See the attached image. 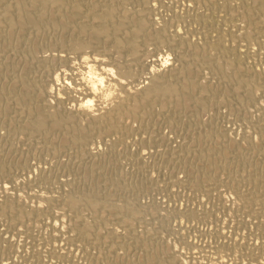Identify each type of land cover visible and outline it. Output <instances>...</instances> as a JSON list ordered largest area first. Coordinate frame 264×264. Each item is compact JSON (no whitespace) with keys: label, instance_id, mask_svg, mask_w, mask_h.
Wrapping results in <instances>:
<instances>
[{"label":"rangeland","instance_id":"rangeland-1","mask_svg":"<svg viewBox=\"0 0 264 264\" xmlns=\"http://www.w3.org/2000/svg\"><path fill=\"white\" fill-rule=\"evenodd\" d=\"M117 1H119L118 4H114V9L112 8V10L118 14L113 16L112 22L116 21L115 18L120 15L118 10L121 9L131 13L140 6L138 2L132 3L127 0ZM214 1L216 3H213V5H207L205 8L201 7L197 9V11L193 9L196 3L195 0H149L150 4L148 3V7L153 8L149 17L160 22L159 24H163L172 22L173 17L171 16L173 13L181 14V19L184 22L177 23L176 31L180 30L181 32H186L190 30L189 32L193 34L199 33V36L196 35L205 41L218 39V44L212 46L213 51H217L218 53L223 52L221 53L222 55H227L234 61L244 62L249 66L256 65V67H261V65L264 64V55L262 54L264 50L254 44H250L249 50L244 54V51L241 50L245 48L244 40L237 39L235 42H231L228 35L234 32L235 27H233V25L238 24V26H241L243 23L239 22L241 19L238 17L237 20L235 16H228L220 11L221 8L219 7L220 4H224L223 1ZM250 1L252 2V0H234V3L240 4L241 2L240 5H244L242 7L248 10ZM186 25H188V27H186ZM184 27L187 28V30L184 29ZM196 35L194 37H196ZM256 35L259 37L264 36V29H262V31L260 30ZM108 43L110 42L105 44L104 50H101L102 48H85L88 50L84 49L85 53L83 54L78 53V51L76 52V50L46 46L43 43L37 52V59L41 57L62 58L63 56L68 58L64 63L54 62L55 66L51 72L50 69L46 71L47 69H43L40 66L37 68L35 66L32 67V72H34V74H39L45 79H48V77L52 79L54 72L60 73V70H66L65 75L61 73V75H64V78H61V75L60 77L57 76L58 78L56 77L53 83L57 82L58 84L56 83L55 87L51 85L53 88L51 92L55 93L59 90L58 93H60V95H54L50 97L51 99L46 97V101L54 106L56 100H58L61 102L60 105L69 107L68 103H71V101L62 100L60 92L63 89L62 86H66L63 82L68 81L69 83L66 82L68 85L72 84V86H74L79 83L78 81L82 78L80 77V73L85 71V65L74 59V57L81 56L82 58H88L90 55V57L94 56L93 58L95 59L106 60L108 63H110V61L113 63L114 58L115 60L121 58V60H124L126 63L135 62L139 59L138 61L141 63L144 62L145 66H149L158 53L161 54L164 51H168L172 59H175L177 55L174 49V51H172V48L169 49L166 46H156L155 41L151 40L147 42V44L140 46V51L138 50L137 52L140 54V52L144 51L146 54L145 57L141 58L139 54H136L137 56L134 55L136 57L135 60V57L129 55L125 48L119 49L118 51H122L118 52L110 48L109 45L111 44ZM233 45L241 51L238 56H231V54H229V47L231 48ZM116 53L120 54H117V56ZM6 55V51L0 53V60L4 59ZM150 57H153V59ZM149 58L152 61H150ZM14 60L16 61L15 58H13L12 61L15 62ZM169 62L170 64H166L165 66L167 70H169V68L170 70L166 72V68H163L160 71V75L163 76L164 73V75H167L177 67V63H175L174 60L172 61L169 59ZM78 63H81V66H79ZM92 64L93 63H91V65ZM93 68H95V66H93ZM143 70L145 69H142V71ZM209 75L208 71L201 70L196 76L200 77V79L203 78V80L206 79V84L209 87V84L213 81ZM6 79L7 81L5 82H8L9 77H5V80ZM135 79L137 80V76H133L132 79L121 78L118 80L119 82H113L114 90L112 88V92H121V87L124 88L128 82ZM59 86H61V88ZM45 87L46 90H48L49 86L47 85ZM261 87L263 86L258 87L260 88L257 90L258 94L255 93L254 95L255 100L260 102V104H258L260 106L259 109L253 106L243 108L237 107L239 111L236 108L232 110L227 109L223 106V99L226 96L217 95L216 98L213 97L208 106L207 104L205 105V103L199 104L200 106L197 105L198 116H196L197 122L195 124L193 123L195 120L192 121V117L183 110H181L182 112L177 111V113L175 110L173 111L171 109L165 116L167 118H164L161 113L165 107L163 105H158L157 107V104L154 103V110L160 114L150 119L151 121L148 122L147 125H143L132 119H126L124 120L126 121L124 124L128 127V133L126 135L122 134L123 136H121L119 132L114 135L105 133L99 136L95 135L91 138L88 147L92 149L91 153H95V148L98 149L97 161H99L97 165L93 167L90 166V162L93 160L92 155H87L86 152L80 156L75 150L67 148L55 154L49 151L46 152L43 147L46 145L47 139L42 140L39 135L31 134L20 136L13 134L11 137H8L7 130L3 125L5 116L0 115V160H3L4 163L6 162L7 165L10 166V172L4 174L7 176L0 177V186L6 184L8 187L12 188L9 190L11 194L12 192H21L25 203H37L42 206L40 208L43 211H40L38 214L33 212L31 214L29 213L30 216L27 215V218L22 219V221L14 220V218L10 216V218L4 215L0 216V264H110L109 262L101 261L104 255L106 256V258L104 256L105 259H108V257L112 258L114 255L120 263L124 261V257L133 256L143 251L142 246H139L137 243H131L137 240L140 241L142 238L144 240H151H148L151 244V246L148 247L149 251L153 249V244H161L162 247L160 248L163 250L166 249V251L168 250L169 252L175 253L177 256L179 255L184 261L183 264H185V262L186 264H213V262L214 264H264L263 198L257 196L253 201L242 200L234 202L233 198L235 197L233 196H235V190L230 192L229 188L225 185L223 186V182L226 180L232 178L239 180L241 176L246 175L248 178L243 182L240 181V185L238 183L240 186L239 188L242 189L240 190L241 193H246L252 190V188H263L264 169L262 168H264V154L262 153V156V154L257 155L256 152L254 154V151L249 153L246 152L243 157L244 160H246L244 161L243 158L238 159V162H240L237 165L234 163L235 158H231L228 173L223 172L224 174H217L209 183L187 185L186 183H181L187 178L186 172L182 169L184 164L183 160L180 159L181 157L177 159V155L173 153L174 151H180V148L184 151L185 146L191 149L192 143L189 141H191L190 138L193 132L195 133L201 126L204 124L209 125V123L214 127L223 129V131L225 129L224 132L230 135L228 136L230 139L232 138L233 140L234 138V141H239L242 138L252 140L253 142L258 141L256 139H259V136L256 134L255 128H253L251 122H258L264 118V88ZM126 88L129 89L128 87ZM32 90L33 88H31V91ZM218 97L219 99L221 97L222 100L220 99L221 101H219ZM53 98L56 99L53 100ZM227 98H229V96H227ZM103 111L104 109H101L100 112ZM170 112L174 115L171 116ZM175 114H177V116ZM169 116L171 120L176 118L180 124L169 126L168 123H166ZM182 121L183 124H181ZM160 137H162V142L159 140ZM107 150L109 154L113 156H109ZM183 151L181 154H186V152ZM98 153L101 155H98ZM230 154L233 155L234 153L230 150ZM186 155L188 160L192 159L191 162H195V159L191 157L192 153H187ZM20 160L24 162L22 163L24 167H19ZM238 167L240 169L242 167V169L238 171ZM90 168H93L92 170L97 169L99 178H86L84 176L83 171L89 170ZM251 175L254 176L251 177ZM109 177L111 178L109 179ZM115 178L124 179L131 184L130 186L127 184L120 185L119 187L112 185L116 180ZM251 178H253V180ZM98 179L99 181H97ZM93 181L97 182V185L100 186L97 189V192H99L98 197H100L101 191H103V193L107 191L111 192L108 201L112 203L113 206L114 204L121 205V201H123L124 198L132 203L134 202V204L138 206L140 209L139 214L131 222V228L129 229L130 231L132 230L131 232L119 219V217L122 216L121 214L118 215L112 211L104 212L103 210L106 211V208L97 206V208L95 207L96 209L93 208V211H86L87 209L85 208H83L84 210L82 208L81 210H79L80 208H76V211H74L75 209L69 210L67 207L62 206L60 202L46 204L44 200H41L42 197H40V195L53 194L56 197L59 195L60 191H66L69 187L79 188L78 190L80 192L88 191V189L92 188L91 186L94 185ZM110 182H112V184ZM249 182L252 186L249 185ZM0 199H5V196L4 198L0 197ZM259 204H261L260 207ZM26 208L28 209L29 207ZM79 217L88 222H93V225H95V227L93 226L88 229L89 234L92 232V235H89V237H83V239L76 237L75 232L78 229L77 226L73 225V222L76 223ZM68 220L72 222L68 223ZM128 231L130 233H128ZM134 236L137 238L133 240ZM113 238L115 243L112 241ZM152 242L154 243L152 244ZM148 248H146V250H148ZM119 255L123 257L121 258Z\"/></svg>","mask_w":264,"mask_h":264},{"label":"bare ground","instance_id":"bare-ground-1","mask_svg":"<svg viewBox=\"0 0 264 264\" xmlns=\"http://www.w3.org/2000/svg\"><path fill=\"white\" fill-rule=\"evenodd\" d=\"M127 1L132 3L138 2L140 6L131 13H128L129 11L125 12L121 9L118 10L120 15L115 18L116 21L112 22V19L114 18L113 16L116 14L112 8L114 4H118L119 1L117 0H0V53L3 51L7 52L5 58L0 60V115L5 116V122H3V125L7 130L8 137H11L13 134L20 136L31 134L39 135L42 140L47 139V143L43 147L46 152L49 151L50 153L55 154L66 150V148L75 150L79 156L86 152L87 155H92L93 160L90 162V166L93 167L97 165V162L99 161H97L98 149L95 148V153H91L92 149L88 147L91 138L95 135L99 136L105 133L114 135L119 132L121 136L126 135L128 133V127L124 124L126 122L124 120L126 119H132L143 125H147V123L151 121L150 119L157 117L160 114L154 110V103L157 104V107L158 105H163L165 107L161 113L164 118H167L165 116L171 109L176 112L183 110L192 117V121L195 120L193 121L194 124L197 122L196 116H198L197 105L205 103V105L207 104L208 106L213 97L216 98L217 95L226 96L223 99V106L227 109L232 110L233 108L237 109V107L243 108L247 106H253L256 109L260 108L258 105L260 102L255 100L254 95L255 93L258 94L257 90L260 89L258 88L259 86H263L261 88H264V67H262L264 64L261 65V67H256V65L249 66L244 62L234 61L229 56L222 55L221 53L223 52L218 53L217 51H213L212 46L218 44V39L205 41L200 39L201 37H198L199 33H196L198 36L194 33L196 35V37H194L195 35L189 32L190 30L186 32H181L180 30L176 31L177 23L183 21L181 19V14L173 13L171 16L173 17L172 22L159 24L160 22L149 17L150 12L153 9L148 7L149 0ZM218 1L219 0H217V2ZM221 1H223L224 4H220V11L228 16L238 17L242 20L239 22L243 23L241 26H238V24L233 25L235 30L228 35L231 42H235L237 39L244 40L245 45H243L245 48L241 49L244 51V54L249 50L250 44H254L264 50V36L261 35L262 38L256 35L260 30L262 31V29H264V0L250 1L248 10L242 7L244 5H240L241 2L240 4H235L234 0ZM195 2L198 3H195L193 6V9L195 10L216 3L214 0H195ZM116 6L114 7L117 8ZM186 27H188V25H186ZM184 29L187 30L185 27ZM151 40L155 41L156 46H166L169 49L172 48V51L175 50L177 53L176 56L174 55L175 59H172L169 56L170 54L168 51H164L161 54L158 53L153 61L151 60L153 57H150L151 59H149L152 62L149 66H145L144 62L141 63L138 61L139 59L135 62L126 63L124 60L117 57L119 59L115 60L114 58L113 63H111V61L108 63L106 60L95 59L93 58L94 56L90 57V55V58L88 56V58H82L81 56L74 57V59L85 65V73H80V77L82 78L79 77L81 80L78 81L79 83L76 85H68L66 83L68 81L63 82V84H66L65 87L64 85H61L63 88L60 91L62 100L71 101V103H68L69 107L60 105L61 102L58 100H56V103L53 106L46 101L47 99H45L46 97L51 99L50 97H53L54 95H60V93H58L59 90L55 93L51 92V90L53 91L51 85L55 87L57 82L53 83V80H55L57 76L60 77L61 73H64L65 75L66 70H60V73L54 72V76L52 75L53 78L51 76L52 79L49 77L48 79H45L41 77V75L38 74V76L32 72L33 66L36 68L40 66L43 69H47L46 71H49L48 69H50L51 72L55 66L54 62L64 63L68 60L65 56H63L65 58H42L40 56L41 58L37 59V52L43 43L46 46H56L58 48L76 50V52L78 51V53L83 54L85 53V50H88L85 48H102L101 50H104L103 48H105V44L110 42L108 43L111 44L109 45L110 48L115 51L125 48L129 55L137 56L139 54L137 52L140 46L147 44V42H150ZM240 52L241 51L234 45L231 48L229 47V54H231V56H238ZM117 54L120 53H116V55ZM262 54L264 55V52ZM145 55L144 51L139 54L141 58L145 57ZM13 58L16 59V61L14 60L15 62L12 61ZM169 59L172 61L174 60V62L177 63V67L175 66L176 68H174V70L170 71L167 75H164V73L162 76L160 75L161 69L166 68V72L170 70V68L167 70V67L165 66L166 64H170ZM90 62L93 64L91 65ZM80 64L79 66H81ZM93 66H95V68H93ZM142 69L145 70L142 71ZM201 70L208 71L210 74L209 76L213 79V81H211L212 83H210L211 85L209 84V87L206 84V79L203 80V78L200 79V77L196 76ZM64 75H61V78H64ZM133 76H137V80L135 79L136 81L131 80L124 88L121 87V92H112L114 90L113 82H119L118 80L121 78L132 79ZM5 77H9L8 82H5L7 81V79L5 80ZM47 85L49 86L48 90H46L45 87ZM61 86L59 87L61 88ZM31 88H33L32 91ZM227 96H229V98H227ZM55 99L53 98V100ZM220 99L222 100L221 97ZM220 99L218 97L219 101H221ZM101 109H104V111L100 112ZM171 113L172 112H170V114ZM172 115L174 114H171V116ZM175 115L177 116V114ZM166 123H168L169 126L180 124L176 118L171 120L170 116L166 120ZM251 123L253 128H255L256 134L259 136V139H256L258 140L256 142L244 138L239 141H234V138L233 140L232 138L230 139L228 137L230 135L224 132L225 129L223 131L221 128L214 127L212 124L210 125V123V126L204 124L200 129H197L195 133L193 132L191 135L192 137L190 138L191 141H189L192 143V146L189 145L192 148L189 149L190 147L185 146L186 150L184 149L183 151L182 148H180V151L173 152L177 155V159L181 157L180 159L183 160L184 164L182 169L187 174V178L181 183H186L187 185L209 183L217 174L229 172L231 158H235L234 163L237 165L240 162H238V159L243 158L246 152L249 153L254 151V154L256 152L257 155L264 154V118L258 122L252 121ZM181 124H183V121ZM161 139L162 137L159 138V140ZM230 150L234 153L233 155L230 154ZM182 151L186 152V154L192 153L191 157L195 159V162H191L192 159H189V161L186 154H181ZM100 153H98V155ZM111 155L109 154V156ZM253 161L255 162V160ZM19 162V167H24V164H22L24 162L21 160ZM9 169L10 166L7 165L6 162L4 163L3 160H0V177L7 176L4 174L9 173ZM92 169L90 168L89 170L83 171L86 178L98 177L99 172L97 173V169ZM238 169V171H240L242 167L241 169L238 167ZM253 176L251 175V177ZM110 178L111 177H109V179ZM247 178L246 175L241 176V179L238 177L239 180L232 178L224 181L223 186L225 185L229 188L230 192L235 190V196H233L235 197L233 198L234 202L242 200L253 201L257 196L263 198L264 201V186L263 188L251 187L252 190L247 191L246 193L240 192L242 189L239 188V185ZM251 179L253 180V178ZM97 181H99V179ZM93 183L94 185H92ZM93 183L90 184L92 185V188L88 189V191L83 190L85 192H80L78 190L79 188L76 189L74 187H69L66 191H60L59 195L56 197L53 194L40 195V197H42L41 200H44L46 204L60 202L62 206L67 207L69 210L75 209L74 211H76V208H80L79 210L85 208L87 209L86 211H93V208H97V206L106 208V211L103 210L104 212L112 211L115 214H121L122 216L118 217L129 230L131 228L132 220L139 214L140 209L138 206L134 204V202L132 203L125 198L124 200L122 199L123 201H121V205L114 204L113 206L112 203L108 201L111 192L107 191L103 193V191H101L102 193H100V197H98L99 192H97V189L100 186H98L95 181H93ZM110 183L112 184V182ZM114 183L112 185L118 187L127 184L130 186L131 184L121 178H117ZM249 185H251L250 182ZM10 189L12 188L8 187L6 184L0 186V197L4 198L5 196V199H0V216H10L13 217L14 220L22 221V219L27 218L29 213L31 214L33 212L38 214L42 211L40 208L42 206L37 203H25L21 192H12L11 194L9 193ZM260 206L261 204H259V207ZM26 207L29 208L27 209ZM71 222L72 221L70 220L68 223ZM76 223L73 222V225L77 226L78 229L75 232L76 237L83 239V237L85 238L92 235V232L89 234L88 229L93 226L95 227L93 222H88L79 217ZM129 231L128 233L132 230ZM134 238L137 237L134 236L133 240ZM113 240L114 238L112 241ZM145 240L142 238L140 241L137 240L138 242H131L142 246L143 251L133 256L130 255L124 257V261H121L120 263L183 264L184 261L179 255L177 256L171 251H166V249L163 250L160 248L162 247L161 244H153L154 242H152L154 250L151 249L153 251H149L148 247L151 246L149 241L151 240ZM146 248H148V250H146ZM103 258L101 261H106L110 264H120L117 257L114 255L112 258L108 257V259H105L106 256L104 260Z\"/></svg>","mask_w":264,"mask_h":264}]
</instances>
